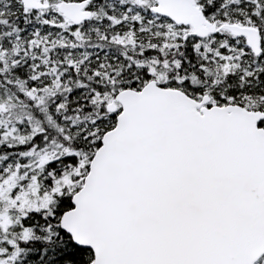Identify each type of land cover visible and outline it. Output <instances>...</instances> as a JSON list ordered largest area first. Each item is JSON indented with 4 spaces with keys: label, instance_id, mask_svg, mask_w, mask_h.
Listing matches in <instances>:
<instances>
[{
    "label": "snow or ice",
    "instance_id": "snow-or-ice-1",
    "mask_svg": "<svg viewBox=\"0 0 264 264\" xmlns=\"http://www.w3.org/2000/svg\"><path fill=\"white\" fill-rule=\"evenodd\" d=\"M0 264H264V0H0Z\"/></svg>",
    "mask_w": 264,
    "mask_h": 264
}]
</instances>
